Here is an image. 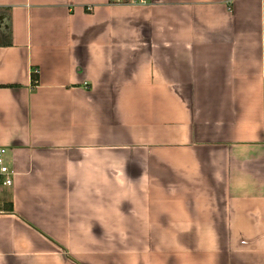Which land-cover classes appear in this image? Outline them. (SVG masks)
<instances>
[{
  "label": "crops",
  "instance_id": "0c3cea01",
  "mask_svg": "<svg viewBox=\"0 0 264 264\" xmlns=\"http://www.w3.org/2000/svg\"><path fill=\"white\" fill-rule=\"evenodd\" d=\"M0 14V264H264V0Z\"/></svg>",
  "mask_w": 264,
  "mask_h": 264
},
{
  "label": "built area",
  "instance_id": "2783aa9c",
  "mask_svg": "<svg viewBox=\"0 0 264 264\" xmlns=\"http://www.w3.org/2000/svg\"><path fill=\"white\" fill-rule=\"evenodd\" d=\"M145 2V0H133ZM4 148H0V185L9 186L12 184L14 170L6 163L4 158Z\"/></svg>",
  "mask_w": 264,
  "mask_h": 264
},
{
  "label": "water",
  "instance_id": "95a60500",
  "mask_svg": "<svg viewBox=\"0 0 264 264\" xmlns=\"http://www.w3.org/2000/svg\"><path fill=\"white\" fill-rule=\"evenodd\" d=\"M4 18L5 16L3 14H0V32L4 30V28L8 25L5 24V21H4Z\"/></svg>",
  "mask_w": 264,
  "mask_h": 264
},
{
  "label": "trees",
  "instance_id": "16d2710c",
  "mask_svg": "<svg viewBox=\"0 0 264 264\" xmlns=\"http://www.w3.org/2000/svg\"><path fill=\"white\" fill-rule=\"evenodd\" d=\"M33 74H35V73H33Z\"/></svg>",
  "mask_w": 264,
  "mask_h": 264
}]
</instances>
